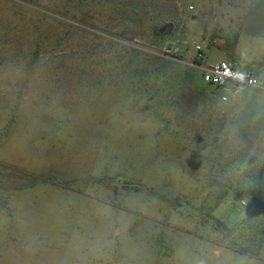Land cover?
I'll list each match as a JSON object with an SVG mask.
<instances>
[{"label": "rangeland", "instance_id": "374dc122", "mask_svg": "<svg viewBox=\"0 0 264 264\" xmlns=\"http://www.w3.org/2000/svg\"><path fill=\"white\" fill-rule=\"evenodd\" d=\"M250 1L0 0V264H264Z\"/></svg>", "mask_w": 264, "mask_h": 264}, {"label": "built area", "instance_id": "2783aa9c", "mask_svg": "<svg viewBox=\"0 0 264 264\" xmlns=\"http://www.w3.org/2000/svg\"><path fill=\"white\" fill-rule=\"evenodd\" d=\"M191 8L189 7V9ZM180 44L183 47L174 45V53L180 57L183 52H187L188 46L193 47L194 56L192 57L191 66L200 73L202 81L215 88L216 91L225 92L229 91L230 88H264L261 83L255 81L249 71L238 70L231 61L203 64V48L201 45L196 43L188 44L186 41H181ZM220 100L222 102L226 101L224 94L220 96Z\"/></svg>", "mask_w": 264, "mask_h": 264}, {"label": "crops", "instance_id": "0c3cea01", "mask_svg": "<svg viewBox=\"0 0 264 264\" xmlns=\"http://www.w3.org/2000/svg\"><path fill=\"white\" fill-rule=\"evenodd\" d=\"M236 37L237 41L235 44L234 52H236L240 44H244V42H242L244 40L250 41L251 43H253V40L258 41L259 43L257 45L259 46L256 47V51H264V47L262 45L264 43V0L250 1L249 7L241 24L240 31L238 32ZM233 63L238 70H241L237 67L236 62ZM261 80L262 82H264V78Z\"/></svg>", "mask_w": 264, "mask_h": 264}, {"label": "trees", "instance_id": "16d2710c", "mask_svg": "<svg viewBox=\"0 0 264 264\" xmlns=\"http://www.w3.org/2000/svg\"><path fill=\"white\" fill-rule=\"evenodd\" d=\"M236 41H237V37H234L232 44L229 46L230 53H231V51L234 50ZM257 206H259V209H263L264 208V201H261L260 203H258Z\"/></svg>", "mask_w": 264, "mask_h": 264}]
</instances>
